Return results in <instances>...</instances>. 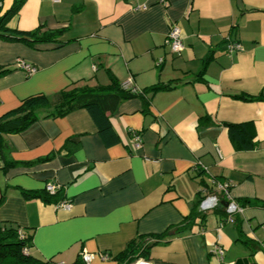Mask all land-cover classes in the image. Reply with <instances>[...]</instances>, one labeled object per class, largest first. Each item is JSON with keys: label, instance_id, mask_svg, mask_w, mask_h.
Here are the masks:
<instances>
[{"label": "crops", "instance_id": "obj_1", "mask_svg": "<svg viewBox=\"0 0 264 264\" xmlns=\"http://www.w3.org/2000/svg\"><path fill=\"white\" fill-rule=\"evenodd\" d=\"M172 23L180 53L166 43ZM7 26L64 31L35 46L0 37V67L11 69L0 76V117L31 95L57 101L75 86L170 85L148 93V104L120 103L110 115L115 144L85 108L4 134L16 163L5 168L0 156V223L33 231L29 254L73 264L88 252L96 256L87 264H119L138 235L165 233L149 250L152 264H264V0H27ZM231 42L242 48L227 52ZM229 123L247 124L253 149L235 148ZM49 182L70 207L22 193ZM226 182L231 200L218 188ZM209 196L218 203L203 209ZM224 201L243 204L234 221ZM195 211L205 219L179 232Z\"/></svg>", "mask_w": 264, "mask_h": 264}, {"label": "trees", "instance_id": "obj_2", "mask_svg": "<svg viewBox=\"0 0 264 264\" xmlns=\"http://www.w3.org/2000/svg\"><path fill=\"white\" fill-rule=\"evenodd\" d=\"M26 1L14 0L11 7L3 11L4 0H0V37L9 41H21L31 46L57 41L64 29L43 30L42 27H38L35 30L23 31L7 26L9 20L20 11ZM209 59L210 57L206 59V62ZM10 70L7 67H0V76L7 74ZM169 86L155 84L141 90V92H134L124 87L121 82L113 79L110 85L65 88L61 91L57 101H52L48 95L43 93L31 95L25 98L19 107L8 111L0 117V156L5 160V168H8L16 162L7 156V143L5 142L4 134L21 133L44 116H64L73 110L85 108L97 122L99 132L106 144H115L119 142L120 137L112 125L110 115L118 109L120 103L134 96H140L146 99L145 102L148 104L149 100L146 97L148 93L167 89ZM237 97L248 100L253 99V97L244 94ZM228 131L235 148H254L255 142L247 124L229 123ZM26 164L31 165L33 162H27ZM22 193L27 198H41L46 202L55 204H59L64 200L61 188L54 194H51L47 189L22 190ZM2 199L3 197H1L0 203ZM199 202L201 203V200ZM250 203H252V200ZM238 206L242 207L243 204ZM198 217H201L203 220L205 219L204 214L195 211L184 223L179 225L178 231L182 232L190 228ZM164 235L165 233L138 235L130 241L127 248L118 254L115 259L119 264H130L138 257H148L150 248L161 241ZM32 240L33 231L30 229L6 226L0 223V264H52L51 261L40 259L27 252L32 245ZM242 242L249 246L252 241L244 238ZM73 264L87 263L81 256Z\"/></svg>", "mask_w": 264, "mask_h": 264}, {"label": "built area", "instance_id": "obj_3", "mask_svg": "<svg viewBox=\"0 0 264 264\" xmlns=\"http://www.w3.org/2000/svg\"><path fill=\"white\" fill-rule=\"evenodd\" d=\"M55 2L59 1V0H53ZM161 1H166V0H161ZM146 5L143 6H138L137 8H145ZM166 43L171 47V50L174 53H180L181 51H183L184 49V44L182 41V36H181V29L180 27L176 24V23H172L170 25V29L169 32L167 34V38H166ZM241 44L239 42H231L227 45V52L231 53L235 50H240ZM21 66L26 70V72L28 74H32L36 71V68L31 65V64H27L25 62H21ZM124 87L127 88V85H124ZM134 92H141V90H138L137 88H132L131 89ZM135 138L137 140L136 146L140 147L141 146V137L138 134V132H134ZM60 188V186L55 183V182H49L46 185V189L47 191H49L51 194H54L58 189ZM218 188L221 192H223V194L229 199H232V196L230 194V184L229 183H218ZM202 208L203 209H209L212 207H215L218 203V198L217 196H209L207 198H205L202 202ZM60 208H68L70 207V202L67 200H63L62 202H60L59 204H57ZM227 210L230 214L229 216V220L230 221H234L233 217L231 216V214L242 210L237 204H235V202H231L230 205L227 207ZM215 251L217 253H219L220 255H223L224 253V248L222 246H215ZM96 256L95 253H88L85 252L83 254V259L85 262H89L91 261L94 257ZM100 258L102 260H107L110 258V256L108 254H99ZM130 264H152L151 261L147 258V257H138L136 258L133 262H131Z\"/></svg>", "mask_w": 264, "mask_h": 264}, {"label": "water", "instance_id": "obj_4", "mask_svg": "<svg viewBox=\"0 0 264 264\" xmlns=\"http://www.w3.org/2000/svg\"><path fill=\"white\" fill-rule=\"evenodd\" d=\"M224 205H226V207H228L230 205L229 201H224ZM250 260L249 259H241L240 261H238V264H249Z\"/></svg>", "mask_w": 264, "mask_h": 264}]
</instances>
